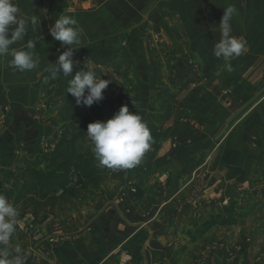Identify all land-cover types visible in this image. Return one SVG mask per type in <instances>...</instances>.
Wrapping results in <instances>:
<instances>
[{"label": "crops", "instance_id": "0c3cea01", "mask_svg": "<svg viewBox=\"0 0 264 264\" xmlns=\"http://www.w3.org/2000/svg\"><path fill=\"white\" fill-rule=\"evenodd\" d=\"M58 1L12 0L19 9V19L30 21L25 38L12 47L25 48L29 39L36 40L34 51L39 57V63L31 71L13 75V70L7 62L0 61V105H3L4 109L8 108L7 111L0 110V116L9 121L16 111L25 127L29 125L34 127L37 136L32 139L50 133L53 136L61 134L63 137L68 130L75 128L79 120L91 118L92 114L94 116L101 114L102 106H106V116L111 118L119 111L120 106L126 105L129 112L141 114L150 129L152 141L146 157L148 164L139 163L132 169L121 170L120 175L117 174L110 181L109 189L95 196L92 204L82 210L86 213L90 211L89 214L92 216L88 220L89 223L84 224V219H79L74 226L69 225L72 227L71 230L57 224L49 231L46 229L47 233L40 230L33 239H28L21 232H15L10 237L9 247L13 250V254L15 248L21 249L24 254V264H126L127 261L129 264H157L165 256V244L172 237L173 231L181 233L185 230L182 226H185V221L188 220V215L180 217L176 215L174 203L189 195L187 176L182 175L183 172L188 171L189 162L186 158L187 163L182 165L183 144L177 143V146L173 147V140L170 137L193 134L187 125H181L183 124L180 122L181 118L208 121L211 119V125L216 122V129L212 125V130L202 128L200 133L195 132L200 136L217 133L220 119L219 98L212 97L210 100L204 95L197 94L189 101L182 98L181 102H184L185 106L181 107L182 105L177 102L178 97L173 98L167 94L157 96L154 93L157 86L167 89L171 87L172 77L169 74L171 66L168 60L164 59L165 52L174 49L173 56L178 63L182 62L181 55L185 52V48L193 56H211L212 58L206 61V66L202 62L203 59H199L198 63L200 77L203 76L204 71L211 70L216 73L215 76L212 74L210 81L214 90V86L218 84L214 79H219L217 72L223 71V62L214 56L213 49L221 38L219 24L224 9L233 6L236 12L230 21L231 35L243 38L247 49L240 56L238 66L254 57L260 64L252 66L250 62L246 70L264 71V62L262 63V60L264 61V0H73L65 1L61 6ZM62 14L76 19L75 27L80 30L83 42L81 48L74 52L73 58L78 64L71 75L74 76L86 65L99 77L101 71L98 66L104 69L109 66L126 78L124 83L126 88H131L132 94L123 99H112L106 89L105 96L103 93L104 99L98 104H93L91 107L77 106L75 98L65 93L67 81L59 76L56 79L51 78V64L55 63L58 56L66 49H61L60 42L51 37L49 27L54 25L55 20ZM145 26L147 30L144 29ZM144 31L154 42L149 48L144 44L143 36L146 34ZM154 34H158L155 39ZM125 39L133 40L134 46L121 50L116 42ZM236 61L235 59L231 62L233 72L236 71ZM181 66L183 65L180 64V69ZM29 72H35L38 78L31 82L28 78ZM44 75L45 78L40 79ZM130 83H132L131 87ZM189 104L195 105L191 106L193 111L189 112L191 109L188 107ZM204 114L208 116L204 117ZM62 125L67 128H59ZM5 130H9V134L13 133L9 126V128L4 127L0 135L5 134ZM230 134V143L227 145L231 160L229 166L247 168V162H250V168L256 166L254 161H248L246 157L242 158L244 163H241V151L251 152V158L258 157L260 163L257 166L264 165V97L244 114L233 126ZM7 143L8 165L1 167L2 175H6V172L11 174V167L15 161L13 141ZM209 150L211 154L207 153L205 157L211 158L210 177L211 183L214 184L219 181V174L222 173L218 157L214 158V154L218 156L219 142L211 144ZM196 153L197 166L208 161L203 159V150L201 152L197 150ZM143 159L145 161V157ZM39 164H43L42 160ZM142 166L146 169L151 168L148 172L145 171V178L153 174L152 168L156 170V175L167 172L166 181L171 180L175 186H171L168 191H162L158 187L157 180L153 179L151 185L153 191L150 196L160 201L175 202L169 204L163 202L158 207H153L152 212L133 211L129 218H125L123 212L130 206V201L120 204L112 201L115 199L118 185L125 180L137 181L135 177L141 176V174L137 175V171L139 172ZM242 176L243 174H239L236 178ZM109 203L111 207H107ZM103 210L106 212L105 216L95 220L96 214ZM171 216L175 218L174 228H161ZM156 218L159 220L157 221ZM65 231L82 232L59 237V234ZM145 232L149 234V238L143 242V239H140L145 236ZM45 235L57 238L53 242H45L43 240ZM123 247L129 248L134 256L126 260L128 257L121 254Z\"/></svg>", "mask_w": 264, "mask_h": 264}, {"label": "rangeland", "instance_id": "374dc122", "mask_svg": "<svg viewBox=\"0 0 264 264\" xmlns=\"http://www.w3.org/2000/svg\"><path fill=\"white\" fill-rule=\"evenodd\" d=\"M65 1L73 0H59L58 3L61 6ZM144 29L147 30V26ZM144 32L146 33L143 36L144 44L149 48L154 42L147 37V32ZM154 35L155 39L158 34ZM181 42L186 43V41ZM116 45L121 50L134 46L131 39L116 42ZM184 51L181 55L182 62L179 61L181 63H178L173 56L174 49L170 50V52L168 50L165 52L164 59L168 60L171 66V73H169L172 77L171 87L167 89V87L158 88L157 86L154 93L157 96L167 94L173 98L178 97L177 102L182 105L181 107L185 106L184 102H181L182 98L189 101L197 94L204 95L205 98L210 100L212 97L215 99L219 98L220 100V119L217 133L214 135L210 133L208 136L196 134L200 133L202 128L211 129L212 125L216 129V122H213L211 125V119L208 121L196 120L195 118H181L180 122L183 124H180L183 126L187 125L193 134L170 137L173 140V147H176L177 143L183 144L181 146L183 147L182 165L187 163L185 161L186 158L189 162L187 163L188 171L182 173L183 177L187 176L186 181L188 179L187 190L189 195L181 201H176V203L173 200L160 201L154 196H150L153 191L151 189L153 179L157 180L159 183L158 187L162 191H168L175 184L171 180L166 181L165 176H167V172L157 173L156 175L154 168L151 170L153 174L145 178V171L147 170L148 172L151 168L146 169L142 166L140 169L142 173L137 171V175L141 174V176L135 177L137 181L134 179L133 181L125 180L124 183L118 185L115 199L112 202L120 204L130 201V206L123 212L125 218H129L133 211L136 213L152 212L153 207H158L163 202L165 204L171 202L176 204L175 213L177 216L188 215L185 226H182L185 227V230H182L181 233L173 231L172 237L165 244V256L157 264H264V165L257 166L260 163L258 157L254 156L255 161L254 158H251V152L241 151V163H244L243 159L246 157L248 161H254L256 166L250 168V162H247V168L229 166L228 164H230L231 160L229 159L227 146L230 143L231 136L229 134L233 126L242 119L244 114L254 104L264 97V71H247V66L250 64L252 66L259 65V60L252 57L249 58V62L246 61L238 66L239 59L241 58L238 57L236 58L237 66L235 72H217L219 73V79H214V82L218 84L216 85L217 87L214 86L213 90L210 81L212 80V74L215 76L216 73L211 72V70L204 71L202 73L203 76L200 77L201 72L198 63L199 59H203L202 62L206 66V61L212 57L209 55L193 56L187 48ZM180 64L185 67L181 66L182 68L180 69ZM98 69L101 71L99 77L110 81L107 87V93L110 98L123 99L132 94L131 88H126L124 83L126 78L119 71L112 70L109 66H107V69L98 66ZM12 74L16 75L18 72L13 71ZM28 78L32 82L38 77L36 78L35 72H29ZM43 78H45V75L40 79ZM131 85L132 83H130V87ZM209 105L211 106V104ZM191 106L194 107L195 105L189 104L188 107L191 108L189 112L194 110ZM0 110L7 111L8 108L4 109L3 105H0ZM204 115V117L208 116ZM111 118H107L106 106L104 105L102 106L101 114L98 113V116L92 114L91 118L79 120L75 128H72L70 131L68 130L67 134L63 137L61 134L53 136L50 133L49 135H40L38 138L32 139L36 135L34 127L30 125L25 127L23 125L24 122L19 119L16 111L13 112L12 119L9 121L0 116V132L4 127L9 128V126L13 130L12 134H9V130H5L6 133L0 135V172L3 171L1 167L8 165L6 154L8 150V147H6L7 142L13 141V148H15V161L11 167V174L9 175L6 172V175H2L0 173V191L10 190L13 193V197L9 198L8 201L18 211V223L14 233L21 232L28 239H33L40 230L44 232L49 231L52 226L57 224H60L61 227H68V230H71L72 227H69V225L74 226V223L78 222L79 219H84V224L89 223L88 220L92 216L89 214L90 211L88 210V213H86V211L82 210L92 204L95 196H99L98 194L109 189L110 181L117 174L120 175L121 170H111L99 164L92 152L93 144L86 136L87 126L97 121L106 122ZM44 121L46 122V120ZM72 122L74 123L75 121ZM83 125H85V136L79 143L82 145V152L85 153L89 163L97 166L94 181H91L93 183H88L80 176H74L73 183L67 192L60 191L39 209L34 205L35 194L26 196L20 202L14 203L15 195L20 192L23 186V171L25 169H34L43 177L47 176L50 173L49 164L52 151L60 141L71 140ZM59 128H67V126L62 125ZM217 142H219V152L218 156L214 154V158L218 157L219 168L222 170V173L219 174V181L212 184L210 177L212 173L210 166L211 158L205 156L207 153L211 154L209 148L211 144ZM197 150H200V152L203 150V159L208 160L200 166H197V163H195L197 162ZM147 153L148 151L144 154L145 161L142 158L141 165L148 164ZM41 160L43 164L38 165ZM149 164L151 165V163ZM239 174H243V176L236 178ZM140 179H143V181ZM177 190L180 189L177 188ZM165 204L164 207L166 206ZM111 206L110 203L107 204V207ZM105 214L104 210L100 211L94 219L98 220L104 217ZM160 217L161 211L158 218L160 219ZM158 218H156L157 221L159 220ZM174 224L175 218L171 216L168 221L162 224L161 228L173 229ZM80 232L82 231L75 233L73 231H65L60 233L59 237L63 238L65 234L75 235ZM32 235L33 237H31ZM56 238V236L45 235L43 240L45 242H53ZM147 238H149V234L145 232V236L140 240L143 239L144 242ZM121 254L124 257H128L126 260L134 256L132 251L126 247L121 249ZM125 263L129 264V261Z\"/></svg>", "mask_w": 264, "mask_h": 264}, {"label": "clouds", "instance_id": "9594fccd", "mask_svg": "<svg viewBox=\"0 0 264 264\" xmlns=\"http://www.w3.org/2000/svg\"><path fill=\"white\" fill-rule=\"evenodd\" d=\"M18 7L12 0H0V61H6L16 72L24 73L37 67L39 57L34 49L37 41L29 39L25 48H13L18 41L27 35L29 20L18 19ZM236 9L229 6L224 9L219 24L221 38L213 49L214 56L222 60V70L232 73L231 62L247 51L243 38L231 35L230 21ZM76 19L68 15H60L54 25L49 27V33L55 41L60 42L64 50L52 63L51 78L58 76L67 81L65 93L75 98L77 106L91 107L104 99L103 92L110 81L97 77V74L86 65L83 70L73 73L78 62L74 60V52L81 48L80 30L75 27ZM86 136L92 142V152L102 167L111 170H125L136 167L144 154L150 149L152 136L141 114L129 112L122 106L113 117L106 122H93L87 126ZM17 209L0 195V264H24V254L19 247L13 250L9 247L18 220Z\"/></svg>", "mask_w": 264, "mask_h": 264}, {"label": "trees", "instance_id": "16d2710c", "mask_svg": "<svg viewBox=\"0 0 264 264\" xmlns=\"http://www.w3.org/2000/svg\"><path fill=\"white\" fill-rule=\"evenodd\" d=\"M85 125L71 140L60 141L51 153L50 173L43 177L34 169L23 171V186L14 197V203L25 199L26 196L35 194L34 205L41 208L50 198L60 191L67 192L73 183L74 176H80L88 183H93L97 173V166L90 164L82 145L79 143L84 138ZM0 195L7 199L13 197L10 190L0 191Z\"/></svg>", "mask_w": 264, "mask_h": 264}]
</instances>
